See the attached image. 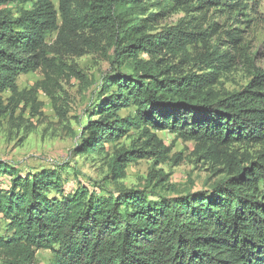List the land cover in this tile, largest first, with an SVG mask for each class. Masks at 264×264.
<instances>
[{
	"label": "trees",
	"instance_id": "obj_1",
	"mask_svg": "<svg viewBox=\"0 0 264 264\" xmlns=\"http://www.w3.org/2000/svg\"><path fill=\"white\" fill-rule=\"evenodd\" d=\"M16 2L32 5L19 8L16 16L9 8ZM151 3L160 14L165 5L235 17L249 9L245 0H59L58 8L53 0H0V119L22 102L35 112L42 106L34 89H19L21 74L45 72L38 85L53 95L60 87L58 57L108 55L113 48V62L128 61L133 71L116 70L103 78L77 150H104L131 127L142 128L145 142L113 158L110 170L117 180L131 162L166 161L170 148L156 131L172 130L195 143L200 159L224 165L227 177L210 190L174 196L132 188L105 194L82 183L66 192L50 169L23 173L0 162L3 264H35L40 249L53 253L51 264H264V149L241 160L235 151L239 144L264 143V72L240 91L221 95L213 89L221 74L239 63L241 37L231 31H226L230 48L210 45L199 55L200 74L160 64L156 56L162 51L178 55L188 45L206 42L207 29L216 24L149 34L147 26L117 10L134 7L144 15ZM160 14L150 12L143 22H155ZM50 33H55L52 43ZM140 52L151 58L138 57ZM70 70L82 76L75 67ZM130 105L136 115L120 118L118 112ZM54 187L61 196L48 193Z\"/></svg>",
	"mask_w": 264,
	"mask_h": 264
},
{
	"label": "rangeland",
	"instance_id": "obj_2",
	"mask_svg": "<svg viewBox=\"0 0 264 264\" xmlns=\"http://www.w3.org/2000/svg\"><path fill=\"white\" fill-rule=\"evenodd\" d=\"M56 7L59 0H53ZM249 9L235 17L225 11L211 9L209 11H193L188 7L168 8L165 13L151 4L145 5V14L140 15L138 8L120 6L117 10L123 15L133 18L140 25L147 26L146 32L155 34L167 28L197 26L202 30L216 24L215 30L207 29L210 36L206 42H198L186 46L178 55L165 51L157 55L162 59L160 64H177L185 73H202L200 54L210 45H219L221 49L232 46L228 33H239L240 50L237 54L239 62L231 71L221 74L213 89L221 95L237 92L251 83L257 72H264V0H245ZM31 3H14L9 6L13 14L21 7H31ZM150 12H158L157 21L143 22ZM222 36V40L221 36ZM220 38V39H219ZM52 43L55 33L47 35ZM232 50V49H231ZM230 50V51H231ZM113 48L107 55L105 51L87 53L83 56L58 57L60 72L56 79L60 85L53 90V95L44 92L39 83L45 79L41 70L21 74L18 79L20 90L36 91V97L42 102L41 108L35 112L32 104L20 103L14 112H9L0 119V162L25 172H36L50 169L59 175V182L66 192L76 189L79 183L91 188L103 190L105 194H114L123 188L149 189L166 196H174L184 192L210 190L215 184L227 177L226 167L211 161L202 160L195 152V143L184 141L172 130L156 131L164 144L170 148L167 160L145 158L127 165L125 176L114 180L110 165L113 158L123 150L140 147L146 140L142 128L131 127L127 134L105 144V149L97 152L77 150L82 143L89 112H93L101 90L103 78L109 77L116 70L132 72L130 62L125 64L113 62ZM138 57L150 59L151 55L140 52ZM71 67H75L81 77L74 76ZM112 90H117L114 85ZM10 92L5 93L9 97ZM136 107L130 105L118 112L120 118L136 115ZM94 118H97L95 116ZM89 134V133H88ZM89 136V135H88ZM264 149L263 144L236 145L235 151L239 160L244 156L256 158ZM51 196H61L55 187L48 190ZM0 223L3 220L0 218ZM53 253L48 249L37 251L35 264H51ZM0 264L2 260L0 258Z\"/></svg>",
	"mask_w": 264,
	"mask_h": 264
}]
</instances>
